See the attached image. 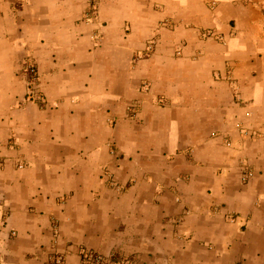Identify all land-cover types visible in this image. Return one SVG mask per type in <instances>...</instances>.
Here are the masks:
<instances>
[{"label":"crops","instance_id":"crops-1","mask_svg":"<svg viewBox=\"0 0 264 264\" xmlns=\"http://www.w3.org/2000/svg\"><path fill=\"white\" fill-rule=\"evenodd\" d=\"M86 10L0 0V264H264V0Z\"/></svg>","mask_w":264,"mask_h":264},{"label":"built area","instance_id":"built-area-1","mask_svg":"<svg viewBox=\"0 0 264 264\" xmlns=\"http://www.w3.org/2000/svg\"><path fill=\"white\" fill-rule=\"evenodd\" d=\"M87 4V10L84 14V22L89 24H96L100 28L104 27L103 24L100 21V0H85ZM213 7L216 6V3L211 4ZM213 34L209 32L207 34L208 37H211ZM103 40V33L101 30H98L92 37V41L96 47H98ZM219 40L224 41L223 37H220ZM156 42L152 41L148 44L146 48L145 55L148 57L150 54H152L155 50ZM182 51H178V55H181ZM27 74L30 75L29 79V95L33 98L32 100L35 101L38 104H41V106H45L46 100L43 94L37 91L40 74L38 67L34 64H31L28 68ZM133 113L137 112L136 108L132 109ZM243 134H248L247 130L242 131ZM229 145V143H227ZM253 176V172L250 169L245 170V177L244 180L247 181ZM227 221L229 223H236L237 218L234 215L227 216ZM6 225V219L1 218L0 219V226ZM83 260L87 264H113L111 261V258L105 257L103 255H100L98 253L92 252V251H85L83 254ZM66 260L63 256H57L55 259V264H65ZM123 264H129L127 261H125Z\"/></svg>","mask_w":264,"mask_h":264},{"label":"rangeland","instance_id":"rangeland-1","mask_svg":"<svg viewBox=\"0 0 264 264\" xmlns=\"http://www.w3.org/2000/svg\"><path fill=\"white\" fill-rule=\"evenodd\" d=\"M216 7V6H215ZM170 24V23H169ZM164 25H166V23L164 24ZM162 26V25H161ZM209 32H207L206 33V35L208 34ZM208 37V36H207ZM218 38H220V37H223L222 35H218L217 36ZM208 38H210V37H208ZM224 38V37H223ZM225 39V38H224ZM149 44V43H148ZM148 45H146V47H147ZM146 52V51H145ZM145 55V53L143 54V56H142V58H145L146 56H144ZM141 58V57H140ZM32 64H34L35 66H38L37 65V63H35L34 61H33V63ZM39 70V69H38ZM39 74H40V70H39ZM93 252V251H92ZM99 254V253H98ZM101 255V254H100ZM57 256H62V255H57ZM103 256H105V255H103ZM64 257V256H63ZM105 257H108L109 259L111 258V257H109V256H105ZM65 258V257H64ZM66 260V259H65ZM111 261H112V258H111Z\"/></svg>","mask_w":264,"mask_h":264}]
</instances>
